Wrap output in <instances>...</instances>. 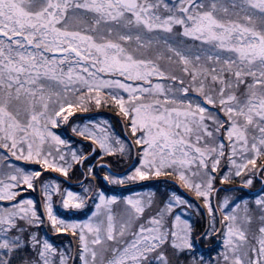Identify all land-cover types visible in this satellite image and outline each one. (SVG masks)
I'll use <instances>...</instances> for the list:
<instances>
[{
  "label": "snow or ice",
  "instance_id": "6c2138e0",
  "mask_svg": "<svg viewBox=\"0 0 264 264\" xmlns=\"http://www.w3.org/2000/svg\"><path fill=\"white\" fill-rule=\"evenodd\" d=\"M93 107H110L125 139L103 120L72 125L90 150L53 131ZM97 149L109 185L166 177L191 194L207 216L197 239L219 233L220 251L195 257L174 209L201 212L175 191L118 197L89 181L78 193L44 177H93L83 169ZM0 150V264H264V191L255 216L247 200L212 206L216 179L264 185V0H0ZM105 155L134 162L113 173ZM37 188L39 207L21 197ZM54 194L65 210H93L60 218ZM41 225L75 248L54 247Z\"/></svg>",
  "mask_w": 264,
  "mask_h": 264
},
{
  "label": "rangeland",
  "instance_id": "374dc122",
  "mask_svg": "<svg viewBox=\"0 0 264 264\" xmlns=\"http://www.w3.org/2000/svg\"><path fill=\"white\" fill-rule=\"evenodd\" d=\"M155 82V81H154ZM109 111V112H113L111 109H110V107H105V110H103V108H100V109H96L95 107H93L89 112H87V113H80V112H76V113H73L72 115H70L69 116V119H71V123H70V125H69V130H68V128H67V123L66 124H64V125H60L59 127H57L56 129H53V131H55L58 135H60L61 136V138H63V139H66V140H69V139H67V135H66V132L64 131V130H66V131H69V132H72V125L73 124H82L83 122H84V120L85 119H92V120H95V121H101V120H103V121H107L108 122V124L111 126V131L112 132H115L116 134H118L120 137H121V135H120V132H118L117 131V129H116V126L114 125V123L111 121V119L108 117V116H104V115H96V116H88V115H83V116H80V117H78V118H74V117H77L79 114H88V113H92V112H95V113H97L98 111ZM80 118V119H79ZM73 133V132H72ZM121 139H123L122 137H121ZM70 141V140H69ZM72 144H73V142H72ZM77 147H84L83 145H76ZM85 148V147H84ZM86 149V148H85ZM87 150V149H86ZM0 151H2V150H0ZM98 156H99V150H98ZM98 156L96 157V160L91 164V166L93 167V165L96 163V166H97V164L98 163H100V160L98 159ZM103 161L105 162V163H108V164H111L112 165V169L113 170H123L126 166H128L129 165V163H131L132 162V159H123V158H119L118 156H112V157H110V156H107V155H105L104 157H103ZM13 163H16V164H18V165H20L19 163H18V161H15L14 159H13ZM22 163H25V162H22ZM32 165H35V164H32ZM21 166V165H20ZM37 166V165H36ZM22 167H25V165L24 164H22ZM26 168V167H25ZM31 169H33V168H31ZM84 171H86V169H83ZM225 170H227V165H226V162H225V160H222L221 161V167H220V169L218 170L219 172H223V171H225ZM93 171H94V169H93ZM49 172H51L50 170H49ZM52 174H55V175H59L58 173H53V172H51ZM60 176V175H59ZM46 179H54V178H46ZM161 179H164L165 181H163V182H157V183H159V184H155L156 186H158V187H154V186H149V187H145V188H141V189H137L136 191H134V192H131V193H128V194H126V195H121V196H118V197H123V196H129V195H133V194H135V193H147V192H152V193H154L155 194V197H156V199L157 200H159V199H167V192L169 191V190H171V191H175L178 195H181V194H179L176 190H174V189H172L171 187H169V180L166 178V177H161ZM154 180H156V179H154ZM154 180H151V181H154ZM58 181V180H57ZM254 181H257V178H254L253 179V183L249 186V188H251V189H254V188H259L261 185H260V182L259 181H257V182H254ZM59 182V181H58ZM141 182H146V181H138V182H136V183H140L141 184ZM136 183H130V184H136ZM130 184H127V185H124V186H128V185H130ZM215 185L217 186V188L219 187V186H223L224 188H229L228 190L226 189V191H222V190H219V193H218V195H217V202L221 199V198H223V197H228L229 198V204L228 205H226V209L228 210V211H231V206L234 204V203H237V202H240V201H244V200H247L248 201V207H249V209H250V211L253 213V215L255 216V215H258L259 214V212H258V209H257V207H256V205H255V203H254V201H255V199H256V197L258 196V195H260L262 192H260V193H258L257 195H255V196H243V194L240 192V191H238L237 189H230L232 186H235V185H241L240 184V181H239V179L237 178L233 183H231V184H223V185H221L220 183H219V179H216V181H215ZM59 186H60V188L63 190V189H67V190H71V191H74V192H78V193H80V192H82V187L81 188H78V189H74V188H72V187H70V186H63L60 182H59ZM83 186H89V184H86V185H83ZM111 186H115V185H111ZM242 186V185H241ZM91 187H93V188H95L94 187V185H93V183H91ZM37 191H38V188H37ZM158 191V192H157ZM264 191V190H263ZM33 192H35V190L33 191V190H25L24 192H22V194H21V197L22 198H31V199H33V201L35 202V204H36V206L37 207H39V205H40V201L39 200H36L35 199V196H33V195H31V193H33ZM187 192V191H186ZM28 193V194H27ZM105 195H112V194H105ZM191 195V194H190ZM40 196H41V193H40ZM116 196V195H115ZM183 198H185V199H187V200H189L191 203H193L190 199H188V198H186L185 196H183V195H181ZM59 200V197L56 195V194H54L53 195V199H52V203H53V211H54V213L55 214H57L60 218H63V219H66V220H76V221H83V220H86L87 219V217L91 214V211L93 210V207H94V204H93V207H92V209L88 212V213H86V216L85 217H80L83 213H85L86 212V210H87V207L90 205V202H91V200H89L88 201V203H87V205L85 206V208H83V209H80V210H65V209H63L62 208V206H61V204L60 203H58L57 201ZM37 201L39 202V205L37 204ZM2 203H5V202H0V204H2ZM194 204V203H193ZM120 205H115V206H113L114 207V210H115V208H117V207H119ZM212 206H213V208H214V204H213V200H212ZM174 211H177V213L179 214V215H181V217H182V219H187V220H189L190 221V223L192 224V227H193V241H194V245H195V239H196V237H198L200 234H201V232H199V233H197L196 232V229H194V227H195V225H196V222H197V217H198V215H196L195 214V209H184L183 211H179V210H177V209H174ZM239 211L240 210H238V214H239ZM216 219H217V217H216ZM257 224H258V221H253V225H252V227L253 228H255L256 226H257ZM41 226H43V225H41ZM217 227H218V223H217V225H216ZM39 231V229H37V232ZM50 233V234H52V235H55V234H57V233H53L51 230H50V227L48 228V230L46 231L45 229H43V230H41L40 232H38V236H42V237H45V238H47V240L50 242V243H52L53 245H54V247H56L57 249H61V248H68L69 246H71L72 248H73V245H72V241H71V238H73L72 236H71V234L70 233H63V234H65L63 237L62 236H59V234L60 233H58V236H56V237H53V239H51L50 237H48L47 235ZM62 234V233H61ZM212 242H214L213 241V239H212V235H210V236H208V238H207V241H206V243H204V244H208V243H212ZM221 243H222V241H221V239H220V243H219V246H218V248L215 250V252H214V255L217 253V252H219L220 251V246H221ZM198 248L196 247V245H195V247H194V250H196V251H198L197 250ZM213 255V256H214ZM183 259H187L186 260V262H185V264L186 263H189L190 264V258L189 257H187L186 255H182L181 257H180V260L182 261ZM71 261H72V258L70 257L69 258V264H71ZM79 264V260H78V257H76V260H75V264Z\"/></svg>",
  "mask_w": 264,
  "mask_h": 264
},
{
  "label": "trees",
  "instance_id": "16d2710c",
  "mask_svg": "<svg viewBox=\"0 0 264 264\" xmlns=\"http://www.w3.org/2000/svg\"><path fill=\"white\" fill-rule=\"evenodd\" d=\"M105 110V107H101ZM80 116H77V117H74V118H78ZM80 119V118H79ZM111 121L114 123V125L116 126V129L118 132H120L122 134V129H121V125L118 123V120L114 119V118H110ZM67 139H69L71 142H73L74 145H83L87 150H90L88 148L87 145L77 141V140H74V139H70L67 137ZM98 156V154H96L94 157L92 158H89L87 159L85 162H84V169H87L88 165H91L95 160H96V157ZM18 163L22 166V164L25 165L26 168H33V169H37L38 166L36 165H32V164H27V163H22V161H18ZM138 163V162H137ZM44 177L45 178H54L56 180H58L63 186H70L74 189H78V188H81L83 185H86V184H89V181L91 183H93L94 187L95 188H99L100 191L104 192L105 194H112V195H126L128 193H131V192H134L136 191L137 189H141V188H145V187H149V186H154V187H158L156 186L155 184H159L157 183V181H154V182H146L145 183H141L139 185H133L131 187H128V188H120L118 190H110L109 188L106 187V185L104 184V181L103 179L95 172V170L93 171V177H88L85 179V181L83 183H68L60 178H58L55 174H52L51 172L47 171V172H44L43 173ZM68 180H70L71 182H79L80 180L83 179V174L81 173V170H76L74 168L73 171H71L69 173V176L67 177ZM258 181V180H257ZM257 181H254V182H257ZM258 183V182H257ZM259 184V183H258ZM115 186H120V185H115ZM169 187H171L172 189L176 190L179 194L182 195V193H180L178 191V189L171 183H169ZM222 191H226V190H222ZM243 196H252L251 194H247L245 191L243 190H239ZM158 192V191H157ZM22 194V193H21ZM28 194V193H27ZM31 195L35 196V199L36 200H39L38 199V191L37 189L35 190V192L31 193ZM37 204L39 205V202L37 201ZM93 207V202L91 201L90 202V205L87 207V210L85 213H83L80 217H85L86 216V213H88ZM200 212H201V215H198L197 217V222H196V225L194 227V229H196V232L199 233V232H203L204 228H205V217H204V214L203 212L201 211V209L199 208ZM85 215V216H84ZM45 229L44 226H40L39 228V231L40 232L41 230ZM64 236L65 234H59V236ZM58 236V233L54 235V237ZM62 236V237H63ZM65 237V236H64ZM207 239H201V242L204 244L206 243ZM198 251L194 250V253H195V257L198 259L199 257L203 256V258L205 260H207L209 257H212L214 255V252L216 249H212V250H209V251H206V252H201L199 251V249H197ZM187 260V259H186ZM185 259H183L181 262L182 264H185L186 262ZM77 264V263H76ZM186 264H189V263H186Z\"/></svg>",
  "mask_w": 264,
  "mask_h": 264
},
{
  "label": "flooded vegetation",
  "instance_id": "af4514ba",
  "mask_svg": "<svg viewBox=\"0 0 264 264\" xmlns=\"http://www.w3.org/2000/svg\"><path fill=\"white\" fill-rule=\"evenodd\" d=\"M104 110V109H103ZM92 113H95V112H92ZM97 113H100V114H98V115H104V116H106V115H108L110 118H114V119H116V120H118L119 121V117H117L116 115H115V113L114 112H109V111H98ZM69 123H67V128H68V130H69V125H70V123H71V119H69ZM65 132H66V135L67 136H69V138L70 139H74V140H77V141H79V142H81V143H83V144H85V145H89V143H85L83 140H81V138L80 137H78V136H76L74 133H72V132H69V131H66V130H64ZM120 135H121V137L123 138V139H125V137L123 136V133L121 134L120 133ZM97 152H98V149H97ZM96 155V154H95ZM110 166H111V168H113L112 167V165L110 164ZM130 166V163H129V165L128 166H126L123 170H113V172L114 173H124V172H126V170L128 169V167ZM93 169L95 170V172L102 178V176L105 174V172H106V169L105 168H99L98 170L96 169V163L93 165ZM257 180L260 182V180H259V178H257ZM154 181H158V182H163V181H165L164 179H161V178H158V179H156V180H154ZM146 182H151V181H146ZM146 182H141V183H146ZM138 184H140V183H136V184H130V185H128V186H113L114 188H117V189H120V188H124V187H131V186H133V185H138ZM261 184V183H260ZM255 189H257V188H254V189H251L250 188V190L251 191H253V190H255ZM246 193L247 194H249L247 191H246ZM251 193V192H250ZM254 194H257V193H254ZM193 200V199H192ZM193 202H194V204H196V205H198L197 203H196V201H194L193 200ZM220 236V234L218 233V234H215V235H212V239H213V241L214 242H212V243H208V244H203L202 242H201V239L202 238H200V239H198L199 240V244L201 245V247H202V252H206L207 250H209V249H213V247H210L211 245H213L214 243H215V241H216V238L217 237H219ZM196 239H197V237H196ZM196 239H195V245L198 247V245L196 244ZM219 243H220V241H219ZM203 248H205V249H203Z\"/></svg>",
  "mask_w": 264,
  "mask_h": 264
},
{
  "label": "water",
  "instance_id": "95a60500",
  "mask_svg": "<svg viewBox=\"0 0 264 264\" xmlns=\"http://www.w3.org/2000/svg\"><path fill=\"white\" fill-rule=\"evenodd\" d=\"M122 131H123V128H122ZM123 135H124V131H123ZM124 137H125V135H124ZM85 143H90V142H88V141H84ZM95 154V153H94ZM93 154V155H94ZM92 155V156H93ZM91 156V157H92ZM133 160H132V163L130 164V165H132L133 164ZM100 163H98L97 165H99ZM108 164V163H107ZM109 165V164H108ZM99 168H104V167H98V166H96V169L98 170ZM109 168H110V170H111V172H113V170H112V168H111V166L109 165ZM129 170V167H128V169L126 170V171H128ZM84 171V170H83ZM125 173V172H124ZM57 177H59V178H61V179H63V180H65V181H67V182H69V183H72L71 181H69L68 179H66L65 177H63V176H59V175H56ZM86 177L87 176H85V175H83V179L79 182V183H82L83 182V180H85L86 179ZM102 179H103V176H102ZM104 181V180H103ZM172 184H174V182H172V181H170ZM104 183H105V185L108 187V188H112L109 184H107L105 181H104ZM175 185V184H174ZM177 188H178V190L181 192V193H183L185 196H187V197H189V198H192L194 201H196L195 200V198L193 197V196H191L188 192H186V190H184V189H182V188H179V186H177V185H175ZM263 187H264V185H261L257 190H254V191H251L252 193H257V192H259V191H261L262 189H263ZM221 188H224L223 186H219L218 188H217V192H218V190L219 189H221ZM113 189V188H112ZM230 189H243V190H245V191H247V192H250V188L249 187H247V188H244L243 186H241V185H235V186H232ZM38 192H39V196H40V190L38 189ZM217 192H216V194H215V196H214V207L216 208L217 207V205H216V196H217ZM40 198V203H41V196L39 197ZM196 203L198 204V206L200 207V209L202 210V212H203V214H204V217H205V225H206V223H207V216H206V213L204 212V210H203V208H202V205H200V202L199 201H196ZM217 218H218V222H219V219H220V216L219 215H217ZM219 227H220V224H219ZM46 228V227H45ZM47 229V228H46ZM49 236H51V234H49ZM71 241H72V245H73V248H75V244H74V242H73V238H71ZM196 243H197V245L200 247V244H199V240L198 239H196ZM219 243V238H216V242H215V244H213V245H211L210 247H215L217 244ZM202 248V247H201ZM204 249V248H203ZM71 264H72V261H71Z\"/></svg>",
  "mask_w": 264,
  "mask_h": 264
}]
</instances>
